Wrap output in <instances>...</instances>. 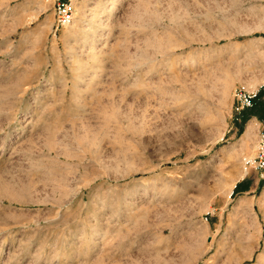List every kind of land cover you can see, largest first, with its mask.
<instances>
[{"label": "rangeland", "instance_id": "374dc122", "mask_svg": "<svg viewBox=\"0 0 264 264\" xmlns=\"http://www.w3.org/2000/svg\"><path fill=\"white\" fill-rule=\"evenodd\" d=\"M55 1L0 0V264H264V0Z\"/></svg>", "mask_w": 264, "mask_h": 264}, {"label": "built area", "instance_id": "2783aa9c", "mask_svg": "<svg viewBox=\"0 0 264 264\" xmlns=\"http://www.w3.org/2000/svg\"><path fill=\"white\" fill-rule=\"evenodd\" d=\"M75 4L73 0H56L54 3V15L57 29L68 26L74 19ZM264 96V84L253 92L244 88H236L233 92L232 111L235 116H242L247 110L253 109L260 98ZM257 142L254 155L243 159L245 170H264V115L258 124Z\"/></svg>", "mask_w": 264, "mask_h": 264}, {"label": "bare ground", "instance_id": "6f19581e", "mask_svg": "<svg viewBox=\"0 0 264 264\" xmlns=\"http://www.w3.org/2000/svg\"><path fill=\"white\" fill-rule=\"evenodd\" d=\"M263 29L264 30V16H261V19L258 21V22H254L253 23V29ZM136 64L137 65H139V66H141L142 64H141V62L139 61V62H136ZM228 73V72H227ZM230 76V75H229ZM264 84V83H263ZM228 86V84H224L223 85V90L226 88ZM254 90H256V89H254ZM225 91V90H224ZM257 122H255V120H251V122H249L248 123V125H247V128H246V130H245V132H244V134L242 135V137H241V141L242 140H250L252 137H253V135H254V132H255V128H256V126H257ZM61 150V149H60ZM64 154V153H63ZM245 170V169H244ZM245 172H246V174L248 173V170H245ZM234 181H235V179H232L231 180V185H230V187H229V190L231 191L232 190V188H233V186H234ZM240 262H242V261H236V263L237 264H240Z\"/></svg>", "mask_w": 264, "mask_h": 264}, {"label": "crops", "instance_id": "0c3cea01", "mask_svg": "<svg viewBox=\"0 0 264 264\" xmlns=\"http://www.w3.org/2000/svg\"><path fill=\"white\" fill-rule=\"evenodd\" d=\"M249 111H253V109H251V110H249ZM262 111V113H261V116H260V118L259 119H261L262 117H263V115H264V109L263 110H261ZM259 121V120H258Z\"/></svg>", "mask_w": 264, "mask_h": 264}]
</instances>
